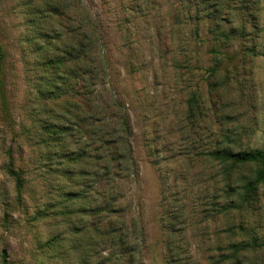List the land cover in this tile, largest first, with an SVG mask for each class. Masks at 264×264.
Instances as JSON below:
<instances>
[{"label":"rangeland","instance_id":"obj_1","mask_svg":"<svg viewBox=\"0 0 264 264\" xmlns=\"http://www.w3.org/2000/svg\"><path fill=\"white\" fill-rule=\"evenodd\" d=\"M178 1L61 0L53 20L44 15L39 23L40 0H0V264L2 255L7 264H93V239L73 234L93 218L79 221L59 197L90 180L76 181L80 167L62 157L67 142H40L41 127L57 118L40 93L41 62L51 48L75 49L81 8L104 60L102 84L115 89L130 118L135 212L144 229L140 264H264V186L243 190L254 166L225 174L201 156L225 136L233 151L264 150V0H231L221 13L189 0L186 17ZM39 30L51 44L44 51L33 41ZM229 30L223 39L215 34ZM68 82L75 102L79 87ZM192 95L201 115L185 125ZM92 165L87 155L83 172Z\"/></svg>","mask_w":264,"mask_h":264},{"label":"trees","instance_id":"obj_2","mask_svg":"<svg viewBox=\"0 0 264 264\" xmlns=\"http://www.w3.org/2000/svg\"><path fill=\"white\" fill-rule=\"evenodd\" d=\"M51 1L54 2V8L51 9L46 8L42 0L35 6V13L41 18L39 23L43 21L44 15H47L49 21L57 15L61 0ZM230 1L200 0V3L213 5L215 10L212 12L218 13L228 8ZM188 4L189 0L178 1L177 8L181 17H186ZM25 7V14L32 15L29 4ZM43 8L46 10L37 11ZM81 10L83 14L78 29L80 39L75 43V49L67 52L51 48V55L41 62L46 70L40 93L49 101L47 105L57 111L51 115L57 118L41 127L40 142L46 146H61L63 141L67 142L62 157H65L67 163H74L72 166L80 167L76 181L83 177L90 180L89 184L84 181V185H73L78 187L76 190L60 192L59 197H64L66 212H74L70 215H76L79 221L84 219L85 224V219L87 223V218H93V223L89 221V226L84 227L89 233L86 234L84 230L73 233L82 237L80 239L83 242L88 234L89 239H93V264H140L138 258L144 245V229L135 212L137 206L133 190L139 182V170L130 143V118L127 107L114 93L115 89L111 85L102 84L106 75L101 67L104 60L97 51L91 15L83 8ZM230 32L215 31V34L223 39L230 36ZM36 35L38 37L33 41L41 40L38 50L44 51L51 47L50 42H45L47 34L39 30ZM180 55L185 62L187 54ZM5 59L6 53L0 44V68ZM68 79H73L79 87L75 102L69 98L72 90ZM185 108L181 121L189 125L193 118L201 115L198 96H190ZM92 119L93 126L87 124L91 121H86ZM83 138L87 139L88 144L81 142ZM225 141H228L227 136L223 141L211 142L201 152V156L211 164L222 166L225 174L240 166H254V176L243 184V190L246 194L255 193L260 186H264V150L233 151L223 145ZM87 155L93 160V165L89 172H83L81 164ZM73 173L72 170L65 171L69 183L75 179ZM172 251L167 246L166 253L170 255ZM1 264H7L5 255H2Z\"/></svg>","mask_w":264,"mask_h":264}]
</instances>
